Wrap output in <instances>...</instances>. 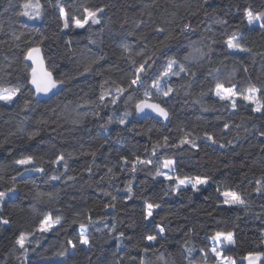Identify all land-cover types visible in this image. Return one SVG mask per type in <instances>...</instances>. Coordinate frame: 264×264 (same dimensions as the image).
Here are the masks:
<instances>
[{
	"label": "trees",
	"instance_id": "16d2710c",
	"mask_svg": "<svg viewBox=\"0 0 264 264\" xmlns=\"http://www.w3.org/2000/svg\"><path fill=\"white\" fill-rule=\"evenodd\" d=\"M21 2L22 0H0V86L26 84L27 73L22 53L27 47L36 45L42 48L50 70L53 64L56 65L55 75L64 74L74 78L68 81L58 94L46 100H36L35 97L27 95L30 86H26L18 102L19 106H5L0 102V141H4L6 136L9 141L0 147V176L3 177L0 180V191L11 186L9 178L16 175L17 170L22 171L13 161L28 153L43 155L45 160H48L54 159L60 151L71 152L73 155L67 159V175L75 179L64 180L63 183H49V177L59 175L65 169L62 165L48 163H43L44 174L18 179L19 193L6 203L4 209V215L12 220V224L0 228V264H4L5 260L7 264H18L13 249L15 237L20 231L32 230L38 223L37 214L49 210H52L54 215H62L64 225L40 238L36 251L29 253L28 264H64L65 260L67 264H139L138 259L134 262L130 257L142 254L136 245L141 242L144 234L156 233L155 224L165 227L166 239L158 238L159 242L155 243L154 247L164 253L169 261L174 260L175 264H187L186 253L181 247L186 239L196 249L193 253L196 264H202L199 249L210 247L208 237L216 231H236L237 244L232 251L225 253L228 256L238 258L247 251H264V245L261 244V240H264V216L256 218L262 211L264 199L253 194L250 198L252 210L246 213L243 209L222 205V197H219L217 191L218 187L220 191L229 187L251 192L255 187V179L259 178L261 170H264L261 163L264 160V150L260 147L264 144V138L259 136V132L264 131V116L244 106L233 112L219 103L214 95L218 81L224 82L226 86L229 82L235 83L241 90L247 88L249 83L264 87V55H261L264 54V36L258 29L251 31L249 26L242 22L236 7L247 2L259 8L264 5V0H208L207 3H204V0H156L155 4L152 0H62L70 15H79L76 10L81 4L89 7L107 6L101 25H94L91 32L86 29L61 31L62 23L58 19L55 0H41L44 4V15L41 19L17 17L15 14L19 11ZM145 5L150 7L145 9ZM148 11L152 13L151 17L147 15ZM142 12L144 15H141ZM220 18L229 20L230 27L225 29L216 24L215 20ZM140 20L145 24L136 28ZM183 23H191L197 28V32L188 36L180 35L177 25ZM101 27L104 28L103 32L99 31ZM157 27L175 29L178 39L172 43L167 56L154 57L156 64L143 77V86L128 89L116 105L109 104L108 108L102 109V118L92 117L93 108L90 105L80 108L79 118L83 123L73 124L77 114L72 109L84 100L98 102L100 85L104 80L115 81L116 84L126 87L132 78L134 66L126 55H122L120 45L127 42L134 46L132 55L138 66L144 58L135 54L139 51V47L135 45L142 47L148 44L149 48L157 45L158 41L163 39V36L157 35ZM207 28H211L212 32H206ZM233 31L244 36V43L256 54L254 57L245 53L230 54L224 47L222 41ZM12 32L23 33L21 40L17 42L20 45L18 48L11 46ZM130 32H135V35L129 36ZM212 33H215L218 43L213 46L211 56L203 60L193 59L185 62L183 56L191 51L189 44L195 41L197 43L194 46L201 47L202 38ZM140 36L143 39H138ZM92 40L96 43H91ZM101 56L103 59L92 66L90 73L76 75L77 71H83V66L88 60ZM171 58L185 63L186 67L196 72V77L190 80L187 76L171 78L173 87L179 88V91L167 102L166 106L171 113L168 122L164 123L151 117L138 119L135 103L143 99L144 91L164 70L167 60ZM9 62L11 68L7 66ZM216 68H220L218 73L213 71ZM245 68L247 72L244 71ZM209 71H213V76L207 75ZM189 82L190 88L187 87ZM181 85L184 87H180ZM108 87L106 85V88ZM111 87L114 90L115 85ZM185 91L189 94L185 95ZM201 92L206 95L198 104L195 101L200 99ZM129 95L132 100L125 104ZM24 99L32 100L34 110H22ZM153 100L156 101L154 91ZM51 109H55L61 118L57 119ZM125 111L131 112L132 115L127 117L126 125H121L118 118ZM83 113L89 115L84 117ZM110 115L113 121L107 124ZM42 117L49 120V127L36 139L29 141L19 134L9 136L10 132L16 133L18 128L31 131L37 126V120ZM216 117L221 119L217 120ZM226 122L230 125L229 130H223ZM236 125L241 126L238 129V139L233 135V132L237 131ZM181 128L201 137L197 140L199 149L187 146L183 149H160L154 159L176 160V174L182 177L210 176L211 181L201 187L199 192H193L189 187L179 195L164 196V192L169 190L168 182L163 181L162 177L152 179L156 171L154 167L143 168L134 174L128 170L119 172L121 156L132 159L133 154H137L142 158H149L148 153L154 144L157 141L163 143L164 136L169 137L170 143H176L183 135ZM205 132L213 134L218 143L211 144L204 140ZM105 140L109 143L104 144ZM228 141L232 143L229 144ZM93 150H97L95 164L100 167H94L92 175H89L83 169L93 163V157L89 154ZM105 164L115 167L119 172L115 180L110 181L105 175ZM37 166H40V163ZM252 172H255V177ZM241 173L248 175L242 177ZM130 180L136 195L131 201L125 202V185ZM57 189L58 201L51 202L47 197L36 199L38 192L55 193ZM105 191L116 196L115 210L103 208L105 203L111 202V197L104 195ZM142 196L162 206L159 215L150 222L148 230L144 228ZM57 209H62V212H57ZM87 209L92 210V219L98 221L94 227L89 228L94 241L91 252L78 250L74 256L68 258L54 255L67 239L76 238L79 223H71L76 212L83 213L80 222L88 223ZM168 213L171 215H167L164 220L160 219V216ZM104 223H116L118 231L125 232V236L132 239L118 242L115 239L116 233L109 235L106 229L103 233L96 232L95 228H103ZM146 245L147 242H144L141 247ZM158 254L148 253L146 258L150 264H162L157 259Z\"/></svg>",
	"mask_w": 264,
	"mask_h": 264
},
{
	"label": "snow or ice",
	"instance_id": "6c2138e0",
	"mask_svg": "<svg viewBox=\"0 0 264 264\" xmlns=\"http://www.w3.org/2000/svg\"><path fill=\"white\" fill-rule=\"evenodd\" d=\"M208 0H204V3H207ZM152 3L155 4L156 0H152ZM55 5L58 8V19L62 23L61 31L67 30H76L82 29L87 30L89 32L92 31L94 25H101L106 5L99 7H89L81 4L79 8L76 10L79 15H70L69 11L63 6L62 0H55ZM145 9L149 8V5L144 6ZM237 15L242 17V22L246 23L249 26L251 31L259 30L260 34L264 36V5H261L259 8L253 7L250 3L245 2L243 5H237ZM17 17H28L29 19H41L44 15V4L41 3V0H22L19 4V11L15 14ZM141 15H144L142 12ZM147 15L151 17L152 13L150 11L147 12ZM191 15H195V13H191ZM207 15V13H205ZM172 23V21H169ZM216 24L223 26L225 29L230 27L229 20L227 19H216ZM145 22L140 20L136 24V28H140L144 25ZM179 28V34L183 36H188L197 32V28H194L191 23H183L182 25H177ZM100 32L104 31V28L101 27L99 29ZM155 31L158 36H163L162 40L158 41L157 45H154L152 48H149L148 44H144L142 47L137 44L135 47H139V51L135 54L143 57V62L138 66L136 65V61L133 59V45L130 43H122L120 48L122 49V55H126L127 58L132 62L134 66V71L132 78L128 81L127 86L125 87L123 84H116L115 81H110L108 79L104 80L101 85V92L97 101L92 100H84L82 104H77L73 112L77 114V118L73 119V124H81L83 120L80 117L79 109L84 106H92L93 111L91 115L93 118H102L101 112L102 109L108 108L109 104L116 105L121 97L128 91V89L139 88L143 86V77L147 74L149 70H152L154 65L156 64V59L154 57L159 58L160 56H167V53L171 50L172 43L178 39V36L175 34L176 30H169L166 27H157ZM206 32L211 33L212 29L207 28ZM129 36H134L135 32L128 33ZM23 33L17 34L16 32H12V47H19L18 41L21 40ZM138 39H143L142 36L138 37ZM91 43L95 44L96 41L92 40ZM197 42L193 41L189 44V48L191 51L183 56V60L188 62L190 60H203L208 58L213 53V46L218 43L215 39V33L212 35L203 37L200 41L201 47H195L194 45ZM224 47L229 51L230 54L234 53H245L251 56H255L252 49L244 43V36L242 34H237L235 31L232 32L231 35H228L226 39L222 41ZM205 48L207 49L205 51ZM90 51V50H89ZM84 55V54H82ZM264 55V54H261ZM228 57H225L227 59ZM7 60V57H5ZM103 59V57H96L95 59L88 60L84 66L83 71H77V76H83L86 73H90L93 69L92 66L96 64L99 60ZM22 60L24 62V69L26 70V84L17 83L14 86L4 87L0 86V102L5 106L17 105L21 99V96L24 94L23 89L26 86L29 87V91L27 95L31 97H39V96H48L50 94H56L55 90L61 89L63 86H66L68 81L72 80L74 77L66 76L64 74H60L59 76L55 75L56 65L53 64L51 66V70L49 66L46 64V58L43 55L42 48L39 45L29 46L22 53ZM30 62V63H29ZM223 64V61H221ZM11 68V62L7 65ZM213 71L219 72L220 68H216ZM213 71H209L207 73L208 76H213ZM235 71V70H233ZM247 72V68L244 69ZM7 75H11V73H7ZM196 72L191 71L188 67H186L185 63H182L179 59L171 58L167 60L166 67L164 70L157 76L156 79L152 81V84L148 86V89L144 91L143 99L138 100L135 103V111L136 113H145L146 110H149L152 113L156 114V117L162 118L164 121H168L170 119L171 113L168 109L167 102L171 100L172 95L174 93H178L179 88L173 87L171 83L172 77L183 78L185 76L191 78L196 77ZM215 79V77H214ZM106 85L109 87L106 88ZM111 85H115L114 90ZM180 87H184L181 85ZM187 87H191V83L187 84ZM153 91L156 94V101L153 100ZM189 93L185 91V95ZM206 95V93H200V99H197L196 103H201V100ZM214 95L217 98L218 102L223 104L225 108L230 109L231 111H237L241 106L250 107L252 112L259 113L261 116H264V87H257L256 85L249 83V86L243 90L235 84L229 82L228 85L224 82H216ZM132 100V96L129 95L127 100H125V104ZM67 109V106H65ZM22 110H34L32 107L31 99L23 100V108ZM52 113L56 115L57 119H60L61 116L56 114L55 109H51ZM207 111V109H205ZM89 113H83L84 117H87ZM132 115L131 112L125 111L121 117L118 118V122L121 125H126L128 123L127 117ZM217 120H220L221 117H216ZM113 117L110 115L107 118V124L112 123ZM55 123V121H53ZM37 126L31 131H26L24 128H18L16 133H9V136H15L19 134L21 137L26 138L29 141H32L40 136L41 132L45 131L49 127V120L45 118H41L36 122ZM106 126V125H105ZM237 131L233 132V135L238 139L240 136V125L235 126ZM229 123H224L223 130H229ZM54 131V129H53ZM180 131L183 135L179 138L176 143H170L169 137L164 136L163 143L157 141L151 149V152L148 153L149 158H142L141 155L133 154V158L129 159L128 156H121L120 161L121 165L119 168V172H123L128 170L133 174L138 170H142L147 167H154L156 169L155 174L152 179L156 180L160 177L163 178V181L168 182V191L164 192V196H168L170 194L179 195L183 190L188 189L189 187L193 192H199L201 186L207 185L211 181V177L208 175H184L183 177L177 173V161L174 159H163L158 160L154 159L157 157L158 150L160 149H183L184 147H190L191 149H199V144L197 140L200 139L198 135L194 134L192 131H188L184 128H181ZM247 131V129H245ZM259 136L264 138V131L259 132ZM203 139L210 142L211 144H217L218 141L213 134L209 132H205ZM8 137L6 136L4 141H0V147H3L5 143H8ZM109 143V141L105 140L104 144ZM229 144L232 141H228ZM103 145H101L102 147ZM220 147H224V145H220ZM261 149L264 150V144L260 145ZM147 152V149L145 150ZM93 157V163L86 166L83 171L87 172L89 175H92L93 168H99V165L95 164V157L97 154V150H93L89 153ZM73 154L71 152L60 151L55 155L54 159L45 160L43 155H37L36 153H28L22 155L19 159L13 161V163L19 166V169L16 171V175L11 176L9 178V182L11 184L10 187L6 188L4 191H0V228L5 226H11L12 220L4 215V209L6 203L11 200L14 196L18 195V177H23L27 173H36V174H44L45 168L43 167V163H48L56 166H63L65 171L60 173L59 175H53L49 177L48 182L52 181H60L64 182V180H74L75 177L68 176V163L67 159L71 157ZM40 163V166L37 164ZM262 165H264V160L261 161ZM130 165V167H128ZM107 169L105 175L109 178V180H115L119 172L115 169V167H108V165H104ZM251 171V169H250ZM171 173V174H170ZM248 173H241L242 177H247ZM252 175L255 177V172H252ZM104 177H101L103 179ZM3 177L0 176V180ZM35 183V181H32ZM219 193V197H222L220 203L229 208H239L243 209L244 212H250L252 210V202H250V198L253 194L259 196L261 199H264V170H261L260 177L255 179V187L252 188L251 192L247 190L238 191L233 188L225 187L224 191H220L219 187L217 188ZM104 195L111 197L110 203H105L103 208L113 209L117 208V198L113 196L110 192L105 191ZM135 192L133 191V182L130 180L125 185V195L124 201H131L135 196ZM47 197V199L51 202L58 201L59 199V189L55 193H36V199H41ZM144 200V208L142 210L143 220H144V228L146 230L149 229L150 222L154 221L155 217L159 215V211L162 206L160 203H155L150 201L147 197H141ZM261 213H258L256 218L260 219L264 216V205H261ZM35 212V209H33ZM57 212H62V209H57ZM91 209H87L86 219L88 221L87 224L80 222V217L83 215L81 212H76L71 223L77 224L79 223V231L75 239L69 238L67 239L65 244L60 245V249L54 253V255L59 257H71L74 256L78 250H87L91 252L93 248V237L92 233L89 231L90 227H94L98 221L92 219ZM38 223L30 231H20L18 235L15 237L13 249L16 253L15 260L18 264H28L29 253L36 251V246L40 243V238L47 233H51L57 231L62 228L64 225V217L62 215H54L52 210H49L44 213H38ZM167 215H171L168 213L166 215L160 216L161 220L167 218ZM132 227V225H130ZM156 229L155 234H144L142 236V240L140 243L136 245L137 248L140 249V253L138 257H130L134 262L138 259L139 264H150V261L146 258L148 253H152L153 255H157V259L162 262V264H175L174 260L169 261L165 257V254L159 252L158 249L154 247V244L159 242V240L166 239L164 236L165 227L161 224L154 225ZM107 230L109 235L116 233L115 239L118 242H123L125 239L131 240L132 237H126L125 232L118 231L117 224L112 223L109 225L108 223H104L103 228L96 227L95 231L98 233H103ZM159 238V240H158ZM210 241V247L200 248L199 251L202 256V264H209V257H211V264H264V251H247L241 257H233L228 256L225 253L227 251H232L237 244L236 231H216L210 237H208ZM147 242V245L141 247V244ZM261 244L264 245V240H261ZM163 247V245H161ZM182 249L186 253L185 259L187 264H196L195 259L193 258V253L196 250L195 247L190 243L189 240H185L181 245ZM89 260L91 257L89 256ZM4 264H7V260H5ZM64 264H67V260L64 261Z\"/></svg>",
	"mask_w": 264,
	"mask_h": 264
},
{
	"label": "water",
	"instance_id": "95a60500",
	"mask_svg": "<svg viewBox=\"0 0 264 264\" xmlns=\"http://www.w3.org/2000/svg\"><path fill=\"white\" fill-rule=\"evenodd\" d=\"M30 63V62H29ZM61 89H57L55 90L56 94H58L60 92ZM54 94V95H56ZM53 94H50V97L48 96H39V97H35L36 100H46V99H49L51 98L52 96H54ZM136 113V111H135ZM136 117L138 119H144L146 117H151L155 120H159V121H163L164 123L168 122V121H164L162 118H159V117H156V114L155 113H152L150 112L149 110H146L145 113H136ZM37 175H41V174H36V173H27L25 174L23 177H18L17 179H20V178H24V177H29V176H37Z\"/></svg>",
	"mask_w": 264,
	"mask_h": 264
},
{
	"label": "rangeland",
	"instance_id": "374dc122",
	"mask_svg": "<svg viewBox=\"0 0 264 264\" xmlns=\"http://www.w3.org/2000/svg\"><path fill=\"white\" fill-rule=\"evenodd\" d=\"M171 174V173H170ZM204 186H206V185H203V186H201V187H204Z\"/></svg>",
	"mask_w": 264,
	"mask_h": 264
}]
</instances>
